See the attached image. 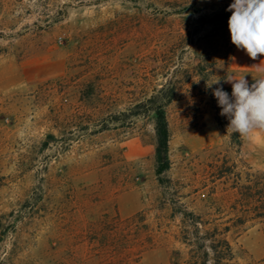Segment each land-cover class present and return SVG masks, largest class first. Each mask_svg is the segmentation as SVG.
<instances>
[{
  "label": "rangeland",
  "instance_id": "374dc122",
  "mask_svg": "<svg viewBox=\"0 0 264 264\" xmlns=\"http://www.w3.org/2000/svg\"><path fill=\"white\" fill-rule=\"evenodd\" d=\"M233 2L0 0V264H184L182 209L229 243L226 264H264V223H238L232 189L264 176V130L231 143L206 88L264 75L231 42ZM167 86L161 185L147 100ZM133 215L134 240L115 242L108 226Z\"/></svg>",
  "mask_w": 264,
  "mask_h": 264
},
{
  "label": "trees",
  "instance_id": "16d2710c",
  "mask_svg": "<svg viewBox=\"0 0 264 264\" xmlns=\"http://www.w3.org/2000/svg\"><path fill=\"white\" fill-rule=\"evenodd\" d=\"M175 96V90L172 87L161 88L157 95L147 100V109L152 112L154 116L153 128L155 137L154 147V162H155V175L159 184L164 185L166 183L165 174L170 168V161L168 158V143H169V129L166 119L165 107L173 101ZM145 104L136 106L140 108ZM139 115V113H137ZM216 122L220 127L225 126V121L221 118H216ZM231 143L239 145L240 135L233 133L230 135ZM227 171V170H225ZM226 172H222V175ZM236 183L232 189L236 190L237 200L235 205L240 206L242 216L238 218V223L243 224L246 221H258L264 223V176H248L245 183L240 184V178H236ZM181 215V224L185 227L193 228V232L188 231L187 228L183 231L185 235H182L179 239L181 243L187 246L188 259L184 260V264H226V261L232 259V252L229 243L226 240H216L217 233L213 231L208 235L212 243L209 247H205L202 244H198L199 241H205L208 239L205 236H200L198 233V225L201 224L200 219L193 212H187L186 209L179 210ZM250 214V216H248ZM140 218L138 215H133L129 218L119 219L116 216L115 220L108 226V232L114 237L115 242L118 243L117 237H131L134 240V236L139 232ZM102 224H105L102 222ZM105 225H103L104 227ZM106 227V226H105ZM102 230V229H101ZM100 230V231H101ZM126 231V232H125ZM101 236L104 233L100 234ZM191 235L192 238H189ZM193 239V240H192ZM130 239V241H132ZM125 241H129L126 239ZM114 249L117 245L112 240ZM210 253L212 258H210ZM213 261V263H211ZM172 264H178L174 261Z\"/></svg>",
  "mask_w": 264,
  "mask_h": 264
},
{
  "label": "clouds",
  "instance_id": "9594fccd",
  "mask_svg": "<svg viewBox=\"0 0 264 264\" xmlns=\"http://www.w3.org/2000/svg\"><path fill=\"white\" fill-rule=\"evenodd\" d=\"M227 11L232 13L228 20L232 44L253 60L264 55V0H234ZM223 79L232 85L231 96L223 90L221 78L207 80L206 88L219 85L212 94L221 108L220 115L229 120L227 133L247 138L264 130V75L254 78L251 86L245 75L227 74Z\"/></svg>",
  "mask_w": 264,
  "mask_h": 264
}]
</instances>
